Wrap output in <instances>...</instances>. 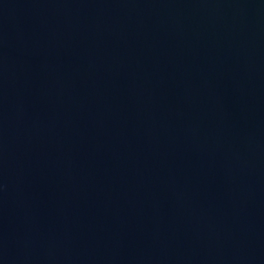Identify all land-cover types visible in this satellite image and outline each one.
Listing matches in <instances>:
<instances>
[{"label": "water", "instance_id": "1", "mask_svg": "<svg viewBox=\"0 0 264 264\" xmlns=\"http://www.w3.org/2000/svg\"><path fill=\"white\" fill-rule=\"evenodd\" d=\"M0 264H264V0H0Z\"/></svg>", "mask_w": 264, "mask_h": 264}]
</instances>
